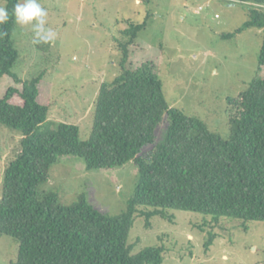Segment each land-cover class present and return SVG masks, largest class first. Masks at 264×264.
<instances>
[{"label":"trees","instance_id":"16d2710c","mask_svg":"<svg viewBox=\"0 0 264 264\" xmlns=\"http://www.w3.org/2000/svg\"><path fill=\"white\" fill-rule=\"evenodd\" d=\"M11 13L17 0H4ZM253 5L242 29L264 30V0ZM14 18L0 30V79L10 86L0 98V125L20 133V151L3 171L0 235L18 244L15 264H161L160 247L132 254L127 235L136 216L149 227L153 216L168 218L171 210L189 211L218 222L237 219L264 222V37L258 55L262 75L236 99L229 118V138L209 131L199 118L170 107L154 64L126 67L128 47L143 24H130L118 45L120 71L100 84L87 140L78 127L49 120V105L40 100L42 75L20 79L11 70L19 59L12 40ZM167 125L158 142L155 130ZM62 157L83 160L85 170H110L133 161L138 181L126 209L108 215L91 206L84 194L70 205L55 191H38ZM144 208V209H142ZM208 235L206 249L212 244Z\"/></svg>","mask_w":264,"mask_h":264},{"label":"rangeland","instance_id":"374dc122","mask_svg":"<svg viewBox=\"0 0 264 264\" xmlns=\"http://www.w3.org/2000/svg\"><path fill=\"white\" fill-rule=\"evenodd\" d=\"M47 9V27L56 32L51 44H36L31 26L15 23L12 40L19 59L12 72L29 80L42 75L40 100L49 105L48 119L78 127L79 140L90 136L94 104L100 84L120 71L122 32L130 24H143L128 47L127 68L154 64L170 105L203 121L209 131L229 138V118L236 99L262 68L258 55L264 30L242 29L252 3L244 0H40ZM5 7V1L0 0ZM16 84L0 79V98ZM168 121L155 130L159 141ZM21 135L0 125V199L6 165L20 151ZM138 181L137 165L128 161L110 170H85L76 157L58 159L40 193L55 191L59 203L70 205L84 194L95 209L119 215L132 197ZM144 209V208H142ZM153 216L149 227L136 216L127 244L136 254L160 247L161 264H264V222L237 219L211 220L210 216L182 211ZM213 234L208 249L205 243ZM18 244L0 235V264H15Z\"/></svg>","mask_w":264,"mask_h":264},{"label":"clouds","instance_id":"9594fccd","mask_svg":"<svg viewBox=\"0 0 264 264\" xmlns=\"http://www.w3.org/2000/svg\"><path fill=\"white\" fill-rule=\"evenodd\" d=\"M48 11L40 0H17L12 12L0 5V25H5L10 19L21 26H31L33 40L36 44H51L55 42L56 32L47 27ZM7 36V32L0 30V39Z\"/></svg>","mask_w":264,"mask_h":264}]
</instances>
